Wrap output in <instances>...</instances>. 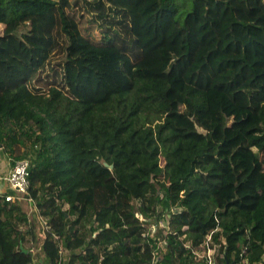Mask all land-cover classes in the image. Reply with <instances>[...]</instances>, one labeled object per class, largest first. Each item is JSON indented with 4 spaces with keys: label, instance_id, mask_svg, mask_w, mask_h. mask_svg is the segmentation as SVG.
Here are the masks:
<instances>
[{
    "label": "trees",
    "instance_id": "obj_1",
    "mask_svg": "<svg viewBox=\"0 0 264 264\" xmlns=\"http://www.w3.org/2000/svg\"><path fill=\"white\" fill-rule=\"evenodd\" d=\"M0 145V264H264V0H0Z\"/></svg>",
    "mask_w": 264,
    "mask_h": 264
},
{
    "label": "built area",
    "instance_id": "obj_2",
    "mask_svg": "<svg viewBox=\"0 0 264 264\" xmlns=\"http://www.w3.org/2000/svg\"><path fill=\"white\" fill-rule=\"evenodd\" d=\"M1 164V163H0ZM1 167V165H0ZM30 160L22 159L16 161L14 165H11L10 170L6 174H0V196H5V200L9 203H22L28 202L33 205V200L27 196L30 187ZM141 222L146 224L149 228L147 235L155 233L156 229L166 230V227L162 225L164 219L160 218L158 222H152L143 216H140ZM165 223V222H164ZM161 249L162 253H159ZM165 251L163 243L154 250L152 254V261L150 264H158ZM214 251H207L209 257V264L213 263ZM205 254V251H204Z\"/></svg>",
    "mask_w": 264,
    "mask_h": 264
},
{
    "label": "rangeland",
    "instance_id": "obj_3",
    "mask_svg": "<svg viewBox=\"0 0 264 264\" xmlns=\"http://www.w3.org/2000/svg\"><path fill=\"white\" fill-rule=\"evenodd\" d=\"M30 29V26H29V24H27V25H25V26H23V27H21L20 28V30L18 31V35L19 36H22L24 33H26L28 30ZM20 149V150H19ZM20 151V152H19ZM17 152L18 153H21L22 155H24V153L26 152L25 151V148H23V147H18L17 148ZM27 158H30V157H27ZM9 159H11L10 161V163H11V165H12V162H14L15 160H14V157L12 156V155H9V154H5V153H3L1 150H0V165H1V168L2 167H4V165H6V161L7 160H9ZM31 159V158H30ZM11 165H10V168H11ZM0 168V169H1ZM159 198H161V197H159ZM22 204V206H23V209L27 212V213H29L30 214V217L31 218H33V217H36V216H34V214H38V210L36 209V207H35V204L33 203V205H30V203H28V202H22L21 203ZM139 205V203H136V206L135 207H137ZM162 211V209L161 208H158V212H161ZM41 219L40 218V216L38 215L37 216V219ZM38 219V220H39ZM162 219H164V222L162 223V225L164 226V227H166L167 226V219H168V216L166 217V215H163L162 216ZM168 231V227H166V232ZM29 248H33L32 246H31V244H29V246H28ZM204 251L205 250H201V251H199V254L201 255V256H203L204 255ZM216 252H218L217 250H215ZM214 251V252H215ZM215 252V253H216ZM42 259H44V258H42Z\"/></svg>",
    "mask_w": 264,
    "mask_h": 264
},
{
    "label": "crops",
    "instance_id": "obj_4",
    "mask_svg": "<svg viewBox=\"0 0 264 264\" xmlns=\"http://www.w3.org/2000/svg\"><path fill=\"white\" fill-rule=\"evenodd\" d=\"M6 165H4V167H0V174H6L9 170H10V163L9 162H5Z\"/></svg>",
    "mask_w": 264,
    "mask_h": 264
},
{
    "label": "water",
    "instance_id": "obj_5",
    "mask_svg": "<svg viewBox=\"0 0 264 264\" xmlns=\"http://www.w3.org/2000/svg\"><path fill=\"white\" fill-rule=\"evenodd\" d=\"M1 148H2V145H0V149H1ZM105 166L108 167V168L111 169V170L113 169V166H111V165H109V164H107V163H105Z\"/></svg>",
    "mask_w": 264,
    "mask_h": 264
}]
</instances>
